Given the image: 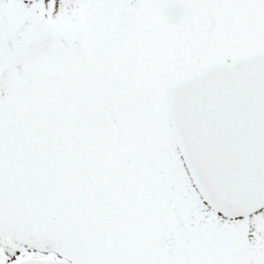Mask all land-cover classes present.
I'll return each instance as SVG.
<instances>
[{
    "label": "snow or ice",
    "instance_id": "6c2138e0",
    "mask_svg": "<svg viewBox=\"0 0 264 264\" xmlns=\"http://www.w3.org/2000/svg\"><path fill=\"white\" fill-rule=\"evenodd\" d=\"M0 264H264V0H0Z\"/></svg>",
    "mask_w": 264,
    "mask_h": 264
}]
</instances>
